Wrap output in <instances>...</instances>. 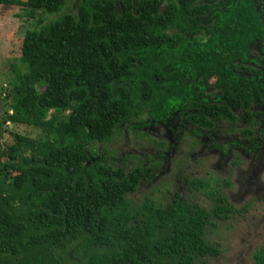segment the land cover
I'll use <instances>...</instances> for the list:
<instances>
[{"label": "trees", "instance_id": "1", "mask_svg": "<svg viewBox=\"0 0 264 264\" xmlns=\"http://www.w3.org/2000/svg\"><path fill=\"white\" fill-rule=\"evenodd\" d=\"M68 1L0 6L34 19L61 13ZM42 24L25 34L22 67L12 66L5 90V122L44 137L11 132L0 121V264H205L217 257L207 237L211 215L240 213L225 192L229 182L212 191L206 180L189 182L210 211L198 196L145 197L136 205L131 196L158 166L116 167L110 152L92 146L123 127L166 125L178 115L193 131L228 125L255 147L264 125V0H79L74 14ZM69 111L82 122L58 121ZM254 263L264 264V250Z\"/></svg>", "mask_w": 264, "mask_h": 264}, {"label": "rangeland", "instance_id": "2", "mask_svg": "<svg viewBox=\"0 0 264 264\" xmlns=\"http://www.w3.org/2000/svg\"><path fill=\"white\" fill-rule=\"evenodd\" d=\"M78 3L79 0H69L61 13L37 12L34 19L25 9L0 6V95L5 93L8 82L14 77L12 66L22 67L20 58L25 34L35 30L39 23L47 25L65 13L74 14ZM2 97L0 121L5 120L9 111L8 100ZM51 117H55L54 113ZM57 119L75 125L82 122L70 111ZM180 122L186 126L180 128ZM151 123L146 129L130 128L133 125L123 127L109 142L92 147L98 154L110 152L115 157L116 167L127 165L131 170L139 163L147 168L153 164L158 166L152 182L131 196L136 205L145 197L168 203L176 195L184 200L198 196L196 200L210 211L212 203L206 195L189 192V182L206 180L210 184V191L215 189L217 183L229 182L230 186L225 192L240 213L229 220L211 215L207 237L218 247L219 254L204 262L255 264V254L264 250V125L259 129L257 145L252 148L251 141L242 139L236 133L231 134L225 124H218L214 132L207 133L199 129L193 131V126L178 115L166 125ZM7 126L11 132L34 140L44 137V132L38 128ZM8 138L5 136L3 141L11 144Z\"/></svg>", "mask_w": 264, "mask_h": 264}, {"label": "flooded vegetation", "instance_id": "3", "mask_svg": "<svg viewBox=\"0 0 264 264\" xmlns=\"http://www.w3.org/2000/svg\"><path fill=\"white\" fill-rule=\"evenodd\" d=\"M2 89V88H1ZM4 91V90H3ZM2 96H4L5 98H6V95H5V93L3 94V95H0V105H1V103L4 101V99H3V97ZM6 116H7V114H6ZM6 116H5V118H6ZM2 122H4L5 123V125H7L8 123L7 122H5V120L4 121H2ZM263 126V125H262ZM260 133V130L259 131H257V134H259Z\"/></svg>", "mask_w": 264, "mask_h": 264}]
</instances>
